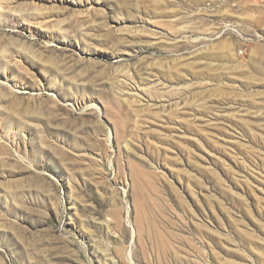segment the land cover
Returning a JSON list of instances; mask_svg holds the SVG:
<instances>
[{
    "label": "rangeland",
    "instance_id": "rangeland-1",
    "mask_svg": "<svg viewBox=\"0 0 264 264\" xmlns=\"http://www.w3.org/2000/svg\"><path fill=\"white\" fill-rule=\"evenodd\" d=\"M0 264H264V0H0Z\"/></svg>",
    "mask_w": 264,
    "mask_h": 264
},
{
    "label": "bare ground",
    "instance_id": "bare-ground-1",
    "mask_svg": "<svg viewBox=\"0 0 264 264\" xmlns=\"http://www.w3.org/2000/svg\"><path fill=\"white\" fill-rule=\"evenodd\" d=\"M17 71V70H16Z\"/></svg>",
    "mask_w": 264,
    "mask_h": 264
}]
</instances>
